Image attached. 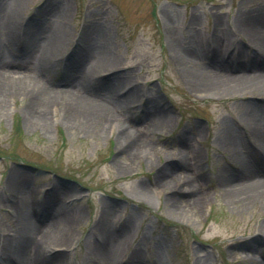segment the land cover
<instances>
[{"label": "rangeland", "instance_id": "374dc122", "mask_svg": "<svg viewBox=\"0 0 264 264\" xmlns=\"http://www.w3.org/2000/svg\"><path fill=\"white\" fill-rule=\"evenodd\" d=\"M1 1L6 20L19 6L14 12L18 28L10 34L0 30V41H4L0 57L4 52L7 62L25 61V55L33 52L25 49L30 26L38 30L39 44L49 37L63 40L62 48L52 54L55 69L50 73L45 69L47 82L59 81L64 72L79 76L86 66L89 70L95 66L102 43H86L90 39L85 34L98 30L106 40L107 54L117 64L101 71L92 69V79L82 81L81 91L94 93L89 87L92 83L107 89L112 97L103 93L112 98L110 106L145 139L150 158L146 152L136 153L133 146L126 149L115 131L103 129L102 122H86L89 127L84 128L66 121L59 107L51 112L47 109L46 125L37 122L27 95L18 90L7 94L0 106V236L5 233L14 239L17 235L18 195L10 181L19 178L17 189L24 191V203L39 226L69 214L78 216L68 241L42 245L41 258L46 264H105L90 248V244L100 243L97 221L104 209L111 213L108 227L119 238L129 223V238L114 264H129L136 251L138 264L264 261V234L259 228L264 210L261 206L240 207L234 199H226L220 179L222 168L234 170L238 165L226 149L222 133L227 124L247 127L243 120L250 107L247 104L264 118V90L202 91L188 76L189 68L201 61L213 69L209 59L215 53L216 38L223 40L218 56L232 62L231 73L241 69L236 66L242 60L240 54L246 55L242 60L246 72L264 68V56L247 36L251 25L263 30L264 0ZM85 43L94 48L81 62L74 45ZM183 53L198 55L195 58L201 61L193 62L190 56L188 60ZM30 64L23 69L32 72L37 63ZM114 76L119 78L113 88L115 95L108 91ZM133 87L138 93L125 99L131 107L129 121L118 104L124 98L117 94L124 95ZM147 106L157 110L152 120L161 116L160 121L167 122L165 127L157 128L154 121L155 126L148 128V119L142 121ZM240 129L243 138L253 139L249 128ZM180 149L197 165L185 168L177 154ZM188 175L207 197L197 208L191 204L192 194L175 185ZM164 178L169 186L162 184ZM234 181L242 178L236 175ZM50 200L55 211L45 213L38 208L40 203L51 204ZM171 200L178 204L176 208ZM64 226L63 220L56 225ZM0 263L6 262L0 259Z\"/></svg>", "mask_w": 264, "mask_h": 264}, {"label": "bare ground", "instance_id": "6f19581e", "mask_svg": "<svg viewBox=\"0 0 264 264\" xmlns=\"http://www.w3.org/2000/svg\"><path fill=\"white\" fill-rule=\"evenodd\" d=\"M18 1L20 0H17V2ZM3 7L4 4L0 0V30L2 29L4 32H9L7 34H10L18 28L14 12L17 11L19 6L18 4L16 5L13 10L14 16L8 15L6 17L7 20L2 17ZM30 27L31 28L29 29L26 28L25 35L28 43L25 49L27 53L31 48L33 51L31 55L27 53L25 55V61H20L19 63L15 61L7 62L5 60L4 52L0 57V106H4L5 96L7 94H13V91L18 90L21 92V95H27L30 98V113L33 114V119H36L37 122L40 121L46 125L49 122L47 109L49 108V112H51L52 108L59 107L60 110L63 111V117H67L66 121L78 123L77 125H81L84 128H88V124L92 121H94L93 123L100 124L102 122L104 125L103 129H107L108 132L115 131L117 139L125 146V148H131L133 146L136 153L146 152L147 154H145V156L149 157L150 152L146 147L147 143L144 142L145 139L140 137L141 135L137 134L135 130L130 129L132 128L131 124H125L127 123L126 118H121L122 114H116V110L110 106L109 99L112 100V98H110L112 96L107 94V89L100 84L90 83L91 85L89 87L92 88L91 90L94 93L84 94L81 91L84 88L82 81L86 82L92 79V75L94 73L92 69L95 68V71H101L107 67L109 69L117 64L116 58L107 54L109 52L107 51V46H105L107 45L106 40H104V38L99 34L98 30L91 32L88 36L87 32L85 34V37L90 39L89 41L86 40V43L91 40L102 43L100 46L101 49L99 50V56H96L97 60L95 61V66H93V68L90 67V70L86 66L83 68L82 73H80L79 76H76L74 73L64 72L62 76H60L59 81L54 78L56 82H47L44 76L46 75V70H49L48 73H50L52 69H55V64L51 60L53 58L52 54L56 49L59 50L62 48L64 42L58 37H49L39 44L37 43L38 39L36 38V36L39 35L38 30L33 26ZM248 30V38L252 40L253 44L255 43L254 46L257 51L261 52L260 54L264 56V27L262 30L259 29V26L257 28V26L254 27V25H251ZM91 36H93V39ZM215 42V53L213 58L209 59V64L212 67L214 66L213 69L209 68L208 64L206 66L202 65V61L195 58V56L198 55L191 56L188 55V53L182 54L183 57L185 56L184 58H187L188 60V56H190V60L193 62H196V60L201 61L199 66L190 67V71L188 72V76L200 90H216L222 92H239L246 89L264 90V68L260 71L256 69L252 70L255 66L251 64L252 72H246L244 67L246 68L247 64H244L242 61L246 55L240 54V58L242 57V60H239L236 66H241V69L238 73H231L230 69L233 68H231L230 65L233 66L232 62H224L218 56L220 55L219 47L221 49L223 40L216 38ZM86 43L84 45H74L77 56L80 60H82L81 62L84 60L83 55L88 52H92L94 48L92 44L90 45ZM2 44L4 45L3 40L0 41V50L3 49L1 46ZM35 63H37V66L32 69V72H29L31 69L29 71L23 69L25 64L34 65ZM186 63L187 61L185 63L183 62V64ZM81 66L84 67V65ZM118 79L119 78L115 76L110 79L109 85H111V87L108 89L110 94L113 93L115 95L116 90H113V88L115 85H118ZM103 91H105L106 95L110 97L106 96ZM124 93L126 94H117L119 96H123L124 98V100L119 98L120 101L117 102L125 109V112L129 117L128 119L131 121V107L125 99H131V97L138 93V90L133 87L129 88ZM150 102H152V100H150ZM247 105L250 107H247L244 112L245 118H243L247 127L243 125V127L240 128H242V130L244 129V131L249 128L251 131L250 133L253 135V139L243 138V134L242 131H240L241 129L239 126L235 127L232 124H227L228 128L226 127L227 130L224 131V134L222 133V139L226 141L225 147L227 150H230L234 162L238 165L236 168L234 167V170L222 168L220 179L222 180V186L225 188L226 199L229 201L230 199H234V202L238 203L240 207L261 206L264 210V177L262 176L264 175V118L262 117V114H257L258 111L254 109V106L252 107L249 104ZM147 107L148 108L144 110L145 115L142 117V121L148 119L146 121L148 128H150V126L152 128L155 126L154 121H157V128L165 127L167 122L165 123V119L164 122L160 121L159 118H161V116H158L159 118L156 119L153 118V120L151 118V115H155L157 110H154L149 106ZM86 122L89 123L87 124ZM100 130L101 129H98V132ZM238 140L239 142L241 141L243 145H239ZM239 146L242 148L239 149ZM125 148L122 150L123 152L126 151L127 148ZM177 154L180 155L185 168L191 169L193 166L197 165L195 162L191 163L189 155L185 154L184 150L180 149ZM254 154L259 155V157L256 158ZM161 173H163V171ZM236 175L242 178V181L235 182L234 178H236ZM16 179L18 180L16 181ZM16 179L13 178L10 181V186L12 189H16L15 191L18 195L15 199V207L18 212L16 221V225L18 226L16 229L17 235L14 239H12V237L6 235L5 233H3V235L1 234L0 259L9 264H46L47 262L45 263L43 261L44 259L41 258L40 250L42 245L44 246L46 243L52 244L53 241H68L72 232L71 225L78 220V216H76V214H69L65 217H59L56 220L53 219L51 224L46 226L44 225V227L39 226L31 217V212H29L30 207H27L24 203V191H18L17 189L18 181H20V179ZM162 184L169 186V182L165 180V178ZM175 185L192 194L193 200L191 201V204H193L195 208L199 207L202 202L207 201L205 193L197 190L195 178L192 175H188L182 181L180 180L179 183H175ZM169 202H171L170 204L174 208L178 206V204L173 200ZM50 203L51 204H47V202L45 204L40 203L38 208L45 210V213H51L53 210L55 211V207L52 200H50ZM110 216V211L104 209L97 221V225L100 226V230L97 231L101 236L100 243L98 245L90 244L92 245L90 248L93 252L91 254H97L105 264H114V257L120 253L121 247L126 243L130 235L129 223L126 222L124 227L126 230L119 238L117 234H115L113 230L108 227L107 222ZM62 220L65 222V226L63 228H57L59 222ZM259 228L264 234V217L260 220ZM136 258H138L137 251L130 257L129 264H138ZM58 262L59 261H56L53 264ZM157 264H162V262L159 260L157 261ZM254 264H264V261L254 260Z\"/></svg>", "mask_w": 264, "mask_h": 264}]
</instances>
